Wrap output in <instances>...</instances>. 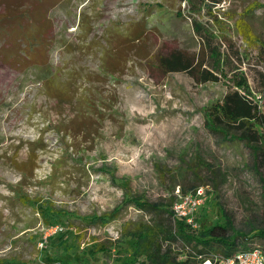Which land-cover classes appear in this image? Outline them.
<instances>
[{
  "label": "rangeland",
  "instance_id": "1",
  "mask_svg": "<svg viewBox=\"0 0 264 264\" xmlns=\"http://www.w3.org/2000/svg\"><path fill=\"white\" fill-rule=\"evenodd\" d=\"M29 1L0 0V17L5 6ZM48 1L41 0L42 6ZM251 5L264 0H223L213 8L222 21L214 34L246 56L257 45L244 41L235 20ZM188 11L182 0H63L45 12L52 30L42 56L28 60L21 42L13 47L0 37V264H125L133 248L120 236L122 226L149 218L123 206V185L150 203L201 189L191 229L229 219L239 246L264 251V168H254L249 148L210 131L205 122V108L226 87L199 85L184 73L162 75L154 67L159 53L199 48L189 20L175 17ZM146 14L145 38L126 46L121 66L107 75L106 52L124 44L126 30ZM244 21L255 37H264V9ZM226 49L222 44L221 52ZM45 58L53 67L49 82L34 69ZM244 63L250 88L261 90ZM51 89L69 92L77 102L58 101L49 96ZM77 113L95 117L88 134H70ZM36 142L42 146L34 153L37 169L23 182L15 166L30 169V144ZM43 209L54 215H42ZM94 217L105 219L88 226L85 219ZM171 248L183 249L179 241Z\"/></svg>",
  "mask_w": 264,
  "mask_h": 264
},
{
  "label": "trees",
  "instance_id": "2",
  "mask_svg": "<svg viewBox=\"0 0 264 264\" xmlns=\"http://www.w3.org/2000/svg\"><path fill=\"white\" fill-rule=\"evenodd\" d=\"M31 1L20 6L14 4L5 6L4 14L0 17V37H8L9 45L13 47L17 46L16 40L21 42L24 49L28 50V52H22L29 58L28 60L42 56L40 53L42 49L49 47L46 38L52 30V24L45 12L63 0H49L46 8L42 6L41 0H36L34 5ZM182 1L188 5L187 16L177 13L175 17L189 20L190 30L198 40L199 48L197 51L173 48L166 53H159L154 57V67L162 75L184 73L199 85L222 83L226 87L223 97L204 110L206 126L229 142L249 148L253 154L254 168H264V37H255L244 21L245 16L252 15L255 10L264 9V5L249 6L235 20V26L244 41L249 45H257L253 51L254 54H249L247 57L238 49H234V45L228 38L222 37L223 40L219 41L218 36L214 34V29L217 30L222 21L213 12V8L220 5L223 0ZM202 11H204L203 14ZM197 14L206 17L207 21L196 19ZM225 16L228 20L235 18L234 15ZM147 17L148 14L135 23L134 29L126 30L124 44L119 42L116 49H109L106 52L107 61L104 68L107 75L114 76L113 70L121 66L126 46L138 43L145 38L148 31L145 23ZM26 29H31V32H27ZM15 31L21 33L15 36ZM224 43L227 48L225 54L221 52V46ZM15 50L12 51L16 53ZM3 59L7 57L3 56ZM245 59L257 74L261 90L253 91L250 88L246 75L241 70ZM40 62L34 65V69L38 75H42L41 80L49 82L53 67L46 58ZM49 92V96L58 101H66L71 105L77 102L76 96L69 92H60L57 89H51ZM257 93L259 95H256ZM95 120L93 115L77 113L70 120L68 130L69 132L72 130L70 134L76 136L88 134V127H91ZM30 146L29 152L32 154L29 161L30 169L25 170L23 163H17L15 166L23 182L34 178L33 173L37 169L34 153L42 150L38 142L31 143ZM122 188L125 191L123 206L137 208L143 216L149 218L144 221L141 217L142 219L122 226L120 236L131 240L133 248L132 256L125 261V264H203L204 262L221 264L227 259L234 258L239 252L260 249L246 245L239 246L237 234L229 219L224 222L214 220L201 229H191L188 223L177 218L171 210L176 197L170 198L168 203H150L143 196H134L128 191L126 185ZM196 190L193 189L190 193ZM123 206L117 208L116 212H120ZM205 211L202 208L200 216L205 218ZM41 212L42 215L47 216L52 213L50 209H43ZM116 212L109 215L107 220L114 218ZM104 219L105 217H94L85 221L88 226H93ZM243 238L246 239V237ZM260 238H264V232L261 233ZM177 241L183 248L180 253L171 248ZM106 249L108 248L99 247L98 251L103 252Z\"/></svg>",
  "mask_w": 264,
  "mask_h": 264
},
{
  "label": "built area",
  "instance_id": "3",
  "mask_svg": "<svg viewBox=\"0 0 264 264\" xmlns=\"http://www.w3.org/2000/svg\"><path fill=\"white\" fill-rule=\"evenodd\" d=\"M178 192L177 190V194ZM177 196H179V198L174 202L171 210L177 218L183 219L186 223L190 224L191 219L201 205L203 196L202 190L197 189L194 193ZM205 264L210 263L206 262ZM221 264H264V251L257 248L251 251L239 252L234 258L227 259Z\"/></svg>",
  "mask_w": 264,
  "mask_h": 264
}]
</instances>
